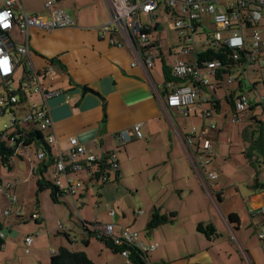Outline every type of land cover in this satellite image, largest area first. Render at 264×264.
<instances>
[{
    "label": "crops",
    "instance_id": "1",
    "mask_svg": "<svg viewBox=\"0 0 264 264\" xmlns=\"http://www.w3.org/2000/svg\"><path fill=\"white\" fill-rule=\"evenodd\" d=\"M46 1L20 0V4L27 15L45 17L49 14ZM54 1L52 7L71 16L74 26L30 32V60L34 69L41 75L48 69L52 73L51 79L43 80V88L62 91L46 103L53 125L44 135L54 138V155L66 154L68 139L72 137L96 155L115 153L118 172L112 173V181L104 185L89 181L88 176L84 180L81 173L70 175L73 180L79 179L82 187L73 198L65 196L59 204L51 201L48 191L40 193L35 204L34 179L29 183L17 176L14 185L8 182L6 195L0 191V219L5 223L0 264H25L27 260L30 264H49L60 247L82 251L96 264H102L96 260L99 255L104 257V263L113 261L108 249L95 239L86 238L80 221L112 224L116 231L126 228L137 233L138 245L155 246L148 253L149 264H244L240 248L253 264H264V240L258 238L264 233V173L253 150L257 144L254 135L248 128L238 130L245 142L239 148L246 151L238 152L237 156L242 153L243 158L232 157L230 147L226 148L228 153L224 151L226 143L222 141L230 140L225 128L235 123L231 119L228 123L227 116L219 113L222 104L213 90H205L203 95L209 101L187 115L181 109L161 104L158 94L162 96L165 80L159 79L152 70L146 76L141 67L131 65L133 56L128 48L110 43L109 36L96 31L109 20L108 0ZM235 2L217 0L216 3L229 9ZM157 10L146 16L144 23L156 19ZM155 21L157 27L151 34L159 49L154 66L159 62L170 69L172 59L170 65L167 60L173 48L165 50L160 39L154 37L159 29ZM201 25L202 21L198 30ZM259 30L264 39L263 28ZM261 73L256 65L253 69L249 66L237 82L241 91L235 89L230 95L244 93L242 86L247 83L248 90H258ZM85 87L90 91H83ZM214 100L219 103L216 115L211 109ZM255 107L254 104L250 109L256 110ZM13 108H3L1 115L8 111L18 120ZM204 110L211 112L208 118L202 116ZM27 114L23 113V117ZM240 115L234 113L238 118ZM137 124L142 138L119 146L117 133L128 130L132 136L131 127ZM192 128L197 131L206 128L204 138L190 136ZM204 139L210 144L209 163L198 168L194 157L203 152ZM260 148L264 153V143H260ZM27 151L30 161H36V149ZM209 173L214 176L208 178ZM61 181L64 184L63 177ZM0 185L3 189L6 187L1 182ZM73 199L78 218L72 216ZM16 207L23 209L20 218L15 215ZM47 207L49 213H46ZM154 210L173 213L175 219L148 231L146 226ZM4 211H10L8 218L3 216ZM33 214L36 220L31 219ZM229 215L237 216V225L228 222ZM30 220L36 227L20 228V223ZM199 224L212 226L215 235L208 237L200 232ZM26 237L33 239L28 248L24 244ZM116 259V264H126L123 257Z\"/></svg>",
    "mask_w": 264,
    "mask_h": 264
},
{
    "label": "built area",
    "instance_id": "2",
    "mask_svg": "<svg viewBox=\"0 0 264 264\" xmlns=\"http://www.w3.org/2000/svg\"><path fill=\"white\" fill-rule=\"evenodd\" d=\"M110 7L109 20L96 28V31L102 35L109 36L108 40L117 46L128 48L133 56L132 66L141 67L146 76L154 67V60L159 49V44L155 41L151 34L156 26V19H151L144 23L142 17H146L155 12L160 6L168 10V15L173 16L172 26L179 34V42L182 44V52L184 54H192L193 59L189 62L181 58L175 57L172 59L170 66V74L176 82L170 83L167 86L166 96L158 94V100L166 107H174L181 109L184 115L200 108L201 104L209 101V98L203 95L205 90H213L214 83L211 81L216 68L217 62H204L199 68L196 64V54L193 42L195 34L198 33L199 23L203 15L211 17L214 31L198 45L206 47L210 44H215L218 41L225 43L227 46L235 49L246 48V41L243 35V19L244 17L251 21L254 25L264 21V14L258 7L264 5V0H235V5L232 8L224 9L217 5V0H108ZM54 0H47L45 8L49 14L45 17L37 15H27L20 0H3L0 6V85L7 95V100L0 97L2 109L10 110V105L17 106L23 102H28L32 95L37 96V100L29 104L28 114L23 121L17 120L11 115L10 125L6 126L2 131V137L8 138L12 131L17 128L26 126H37L44 136V141L49 145L55 144L54 138L50 135H44L52 128V119L48 114L46 103L52 98L59 96L62 91L60 89L43 88L42 82L44 79H51L52 73L48 69L41 75L36 71L30 60V32L32 29L50 32L57 29L69 28L74 26V20L65 11L54 9ZM257 5L253 7L252 5ZM248 7L250 11L244 13L243 9ZM228 33L227 36L222 34ZM116 37L117 40L113 39ZM251 41L249 53L253 56L255 65L260 71H264V39L258 29H253L250 35ZM188 42V43H187ZM211 46V45H210ZM174 53V50L172 51ZM172 53V54H173ZM179 56V55H176ZM255 67V66H252ZM248 68V67H247ZM246 68V69H247ZM17 69H21V78L18 87L14 88V76ZM235 81V78H228L227 83ZM259 83L264 82V73L260 75ZM238 82V81H237ZM264 84V83H263ZM262 102L264 101L261 97ZM264 104V103H263ZM235 113L244 112L252 107L244 93L234 97L233 102ZM211 112L204 110L202 116L208 118ZM238 116L231 119L232 123H238ZM212 128V126H211ZM11 130V132H9ZM132 136L128 130H122L117 133L119 146L126 145L132 139H141L142 133L140 125L131 127ZM206 128L199 131L192 128L189 131L190 136H196L199 140L203 139ZM261 134L264 141V120L261 121ZM11 137L8 140L10 146L13 145L14 139ZM69 148L66 154L59 153L56 155L55 162L52 168L53 184L59 187L64 192L69 193L72 197L82 187V182L79 179L73 180L70 175L82 173L85 169L91 170L93 167H101L105 169L104 173H113L118 169V163L115 153H106L104 155H96L91 151H87L82 147L76 138L68 139ZM98 146V145H96ZM202 153L194 157L195 165L198 168H203L209 163L210 144L207 140L202 142ZM16 155L27 160L30 158L26 149H17ZM36 160H43L44 154L39 152L36 155ZM30 166V173L32 166ZM208 178L213 177L209 173ZM63 177L64 184L61 181ZM108 181V177L103 175L102 182ZM9 185L3 189L0 185V191L7 189ZM113 215L114 211H109ZM21 207L15 208V215L21 217ZM264 213V209L262 211ZM10 211H4L3 216L8 218ZM31 219L36 220L37 216L33 214ZM93 229L97 232L110 237L115 246L126 245L135 247L144 256L148 262V253L155 249L154 245H138L137 233L131 232L126 228L119 231L114 229L112 224H96L93 223ZM5 223L0 219V238L4 239L5 234L2 227ZM258 238L264 240V233L259 234ZM32 237H26L24 244L28 248L32 244ZM239 252L242 256L244 264H253L244 249L240 248ZM120 255L126 260V264H133L129 258L128 250H122Z\"/></svg>",
    "mask_w": 264,
    "mask_h": 264
},
{
    "label": "trees",
    "instance_id": "3",
    "mask_svg": "<svg viewBox=\"0 0 264 264\" xmlns=\"http://www.w3.org/2000/svg\"><path fill=\"white\" fill-rule=\"evenodd\" d=\"M253 7H257V5H252ZM261 12H264V5L258 7ZM250 9L248 7L243 9L244 13H248ZM165 13L168 14V10H165ZM243 24L247 28H251L256 26L247 18L244 17ZM157 27V24L156 26ZM211 45V46H210ZM206 47H200V50L196 54V64L199 68L202 67L204 62H217L218 68H216L215 73L213 75V83L214 89H219L221 86L227 84L228 78L232 77L233 74L238 73L237 80L239 77L243 75L246 71V68L249 66H255V62L253 56L249 53L247 48L243 49H235L227 46L225 43L218 41L215 44H210ZM163 76L165 80V90L162 92V96H166L167 86L171 82H176L173 77H171L170 69L163 65ZM264 83V82H263ZM239 84V83H238ZM239 90L241 91L240 85ZM239 91V92H240ZM227 101L230 104L231 110L235 113L233 102L234 97L230 95L227 98ZM219 103L217 100L213 101V108L218 110ZM10 107H15L14 105H10ZM11 113V112H10ZM11 132V130L9 131ZM3 132H0V163L4 166L9 168L10 161L13 157L23 159L16 155L17 149H26L29 150L31 148L36 149L35 154L41 152L44 154V159L39 161H31L30 163L27 161L28 164H31L32 171L31 177L35 181V204L38 203L39 194L48 191L50 195V199L53 203L59 204L61 199L65 196H68L69 193L64 192V190L60 189L59 187L53 184L52 173H49L50 169L52 170V166L55 162L56 155L53 154L52 146H49L44 141L43 134L38 130H30L26 131L25 127L17 128L15 131L10 133L8 138L2 137ZM11 137H16L14 139L13 145L10 146L8 144V140ZM262 138V137H261ZM262 143H264L262 139ZM83 171L88 176L89 181H93L96 183H100L104 185L109 181H112V174L111 173H104L105 169L101 167H92L91 170L85 169ZM118 170L113 172V175L117 174ZM78 174V173H77ZM105 175L108 177V181L105 183L102 182V177ZM264 187V185H263ZM75 195V194H74ZM73 198V197H72ZM74 200V199H73ZM74 207L72 206V216L77 217V209L75 208V200L73 201ZM20 218V217H19ZM78 218V217H77ZM175 219V214H162L158 210H154L149 222L147 223L146 230L151 231L156 229L157 227L164 225L166 223L173 222ZM228 222L234 225L238 224V218L236 215H229L227 218ZM81 227L84 231L86 238H93L98 243L103 245L106 249L111 251L113 254H120L122 250H128L129 258L133 264H148L146 256L143 255L137 248L135 247H128L126 245L123 246H115L113 241L110 237L102 234L101 232H97L93 229L95 226L93 223L83 222L80 221ZM4 227V226H3ZM2 227V229H3ZM1 230V228H0ZM198 230L200 232L205 233L208 237L215 235V229L212 226H203L201 224L198 225ZM84 245L87 244V241L83 242ZM4 245V239L0 238V249ZM49 264H96L94 263L84 252L82 251H74L67 247H60L57 253L51 258Z\"/></svg>",
    "mask_w": 264,
    "mask_h": 264
},
{
    "label": "rangeland",
    "instance_id": "4",
    "mask_svg": "<svg viewBox=\"0 0 264 264\" xmlns=\"http://www.w3.org/2000/svg\"><path fill=\"white\" fill-rule=\"evenodd\" d=\"M1 1L3 2V0H0V4ZM264 14V12H263ZM156 20L158 21V26L159 29L156 33H154V37L156 39H160V43L162 45H164L165 50L167 47L169 48H173L174 53L172 54L170 60H167V65H170L171 63V59H174V56L179 55L180 57H182L185 60H192L193 56L192 54H184L182 51V44L178 41L179 40V34L176 32V30L173 28L172 23H173V16H169L167 14H165L164 12V7H160L157 12H156ZM202 27L199 29L198 33L195 34V36L193 37L194 40L193 42L195 43V47L198 49H200V46L198 45V43L201 42V39H205L206 38V33L209 34V36L212 35V30L214 29V25L212 24L211 18L208 15H203L202 18ZM146 18L142 17V21L146 22ZM262 27L258 28V25L252 27V29L247 28L246 26H244V31H243V35L246 41V48L248 50H250V44L249 41H251L250 35H251V31L253 29H260L263 28L264 30V21L262 20L261 22ZM205 31V33H204ZM222 34H224V32H222ZM188 43V42H187ZM250 69H253L252 66H250ZM152 71L155 73V75L157 77L162 78L164 80V76H163V72L160 74L162 70V66L159 62H156L155 66L153 67ZM160 71V72H159ZM159 72V73H158ZM261 75L264 73V71H261ZM237 77H238V73H235L232 75V78H235V81L230 82L225 84L224 86H221L219 89H216L214 96L220 100L221 104H222V108L220 109L219 113L224 117V115L227 116L228 118V123L229 120L233 118L234 116V112L231 110L230 104L229 102L225 99V96H230V94L233 93V91L236 89L238 91L239 90V86L237 83ZM21 78V73L20 71L17 72V74L14 76V80L15 83L13 85L14 88L18 87V83L19 80ZM211 81H213V78H211ZM214 82V81H213ZM250 86L247 84H244V86H242V90L244 92V95L246 96L247 100L251 103V105H256V110H252V109H248L244 112H241L240 117H239V122L235 123V124H231L229 123L228 126L225 128L227 130V132L229 133V138L230 140H226V141H222L225 142V146L224 147V151L226 153H228L226 151L227 147H230V153L233 154L232 157H244L243 154L241 153L240 155L237 156L238 152L246 151L244 148H239V146H243V139L242 136L239 134V129H243V128H248L249 129V133L254 135V138L257 139V144H255L254 149L257 153V156L259 158L260 161V165L259 168L262 169L263 173H264V153L261 151L260 148V143L262 142V134H261V121L264 118V101L262 102L261 97H263L264 99V84L260 83L258 85V90H248ZM0 97H4L5 101L7 100V95L4 92L3 88L0 85ZM37 96H33L32 98L30 97L28 102L29 104L32 102H35L37 100ZM212 105V104H210ZM29 105H27V103H23L21 105H18L16 107H14V111L17 113V118L19 121H23L24 120V115L23 113H28V107ZM213 106V105H212ZM4 107L3 104H1L0 102V108ZM212 112L214 115H216L217 110H215L213 107H211ZM175 110V109H174ZM253 113L255 114V116L253 115ZM242 116V117H241ZM235 117V116H234ZM11 122V114L8 113V111H6L5 115H1L0 113V132H2L6 126L10 125ZM198 127V126H197ZM199 128V127H198ZM38 130L37 126H26L25 130L26 131H30V130ZM225 140V139H223ZM247 146H249L250 144L246 143ZM256 170H258L259 168L256 166ZM19 176L21 179H27L29 181V183H33V179L31 177L30 174V170H29V164L27 163V161H25L24 159H19L16 157H13L10 161V166L9 168L4 167L1 163H0V182L3 185H6L8 182L11 183V185L15 184V178ZM81 178H83L84 180L87 179V175L81 173ZM19 191V189H18ZM22 191V190H21ZM20 192V191H19ZM18 192V193H19ZM26 206H28L26 204ZM36 207V206H35ZM26 210V209H25ZM26 211H30L26 210ZM49 209L48 207L46 208V213L48 212ZM23 212V209H22ZM30 213V212H29ZM49 215V214H48ZM26 224V225H25ZM19 225H21V229L27 228L28 225H32L34 227H36L34 222H32L31 220L27 223H20ZM40 226V225H38ZM42 231H45L44 226H42ZM75 250V249H72ZM94 252V251H93ZM111 252V251H110ZM111 258L113 259V261H110L108 263H104L106 262L104 257H102L101 255L96 257V260H99V262H102V264H116L117 259L116 258H122L120 255H116L113 254L112 252L110 253ZM118 256V257H117ZM26 258H28V256L26 255ZM30 258V257H29ZM25 264H30V261H26Z\"/></svg>",
    "mask_w": 264,
    "mask_h": 264
},
{
    "label": "water",
    "instance_id": "5",
    "mask_svg": "<svg viewBox=\"0 0 264 264\" xmlns=\"http://www.w3.org/2000/svg\"><path fill=\"white\" fill-rule=\"evenodd\" d=\"M83 91H90V90L85 87V88H83Z\"/></svg>",
    "mask_w": 264,
    "mask_h": 264
}]
</instances>
